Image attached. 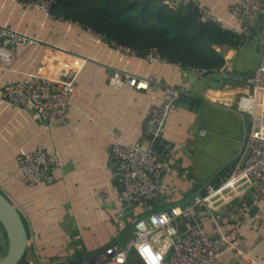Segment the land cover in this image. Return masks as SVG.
Wrapping results in <instances>:
<instances>
[{"label": "crops", "instance_id": "1", "mask_svg": "<svg viewBox=\"0 0 264 264\" xmlns=\"http://www.w3.org/2000/svg\"><path fill=\"white\" fill-rule=\"evenodd\" d=\"M154 1L177 6L181 0ZM185 1L201 2L229 24H238L228 10L235 0ZM0 23L32 37L26 43L8 46L13 59L8 65L0 60V93L7 82L33 73L53 77L69 71L76 74V90L64 126L44 128L32 108L16 107L0 98V190L23 216L27 252L33 264H76L107 244H122L132 235L133 221L146 206L136 204L133 212L118 215L124 204L119 199L120 181L109 150L118 140L147 142L142 127L145 114L151 103L166 100L167 85L185 88L163 130L171 146L164 157L161 179L170 193L148 206L191 202L210 180L217 183L230 170L234 162L230 160L244 143L245 125L248 129L250 124L247 112L241 111L243 118L230 107L238 109L239 96L253 91L244 77L260 60L264 4L258 25L246 43L216 44L225 64L214 72H227L226 76L214 72L203 75L117 51L110 41L79 22L49 16L44 10L14 0H0ZM116 70L146 79L149 87L110 85L108 77ZM38 144L51 149L61 165L52 183L27 185L19 177L17 155ZM212 200L211 206H194L191 216L180 220L181 227L199 220L213 236L236 229L249 259L227 249L221 261L264 264V204L255 190L242 185L227 198L215 196ZM7 247V235L0 224V256ZM127 264H143L135 250Z\"/></svg>", "mask_w": 264, "mask_h": 264}, {"label": "built area", "instance_id": "2", "mask_svg": "<svg viewBox=\"0 0 264 264\" xmlns=\"http://www.w3.org/2000/svg\"><path fill=\"white\" fill-rule=\"evenodd\" d=\"M25 7L44 10L54 16L50 9L55 0H14ZM187 1L181 0L185 4ZM203 22H212L223 29H230L242 36L246 43L258 25L259 11L264 0H235L228 6L231 16L238 19L237 25L229 24L222 16L201 2H192ZM67 20V19H66ZM89 29V28H88ZM91 30V29H89ZM93 33L105 38L102 34ZM32 37L8 24L0 23V60L10 64L13 53L8 46L26 43ZM106 39V38H105ZM117 51L141 56L148 61L171 63L182 69L197 71L203 75L205 68L171 61L157 49L141 52L131 46L111 42ZM73 71L53 77L33 73L23 79L7 82L0 98L16 107L32 108L44 128L64 126L68 122L67 112L76 90ZM110 85L120 87L124 83L138 89H147L149 83L130 72L113 71ZM244 83L253 89L243 92L237 108L250 115V124L243 143V150L232 163L230 170L217 183L209 182L204 190L193 195L191 202L173 204L159 208L148 205L168 195V187L162 182L165 167L164 157L171 143L165 140L163 130L175 101L185 92L183 85L164 87L166 100L149 105L143 122L147 142L118 140L110 146L112 167L120 181L119 199L124 204L119 216L134 211L136 204L146 206L132 224V235L124 243L112 242L76 264H127L135 250L143 264H225L221 255L234 249L244 259H249L241 247L236 229L211 235L202 221L196 220L185 228L180 220L188 219L196 205L211 206L212 199L219 200L235 193L240 186H251L264 204V44L261 60L244 77ZM19 177L27 185L52 183L61 159L44 144L17 155ZM122 222L119 221V225Z\"/></svg>", "mask_w": 264, "mask_h": 264}, {"label": "trees", "instance_id": "3", "mask_svg": "<svg viewBox=\"0 0 264 264\" xmlns=\"http://www.w3.org/2000/svg\"><path fill=\"white\" fill-rule=\"evenodd\" d=\"M50 11L110 42L141 52L155 48L171 61L205 68V75L225 64L216 44H243L240 34L201 21L192 2L174 6L154 0H55Z\"/></svg>", "mask_w": 264, "mask_h": 264}, {"label": "water", "instance_id": "4", "mask_svg": "<svg viewBox=\"0 0 264 264\" xmlns=\"http://www.w3.org/2000/svg\"><path fill=\"white\" fill-rule=\"evenodd\" d=\"M263 54V43H261V56ZM259 60V61H260ZM229 72V70H227ZM219 76H226L227 72H214ZM231 110L238 112L243 118V113L233 107H230ZM247 133V127L245 125L244 129V139ZM244 142V141H243ZM243 144L238 150L236 156L232 158L231 161H234L242 152ZM211 182V180L209 181ZM0 224L2 225L5 233L7 235L8 247L4 255L0 256V264H33L29 258L27 252L28 244V232L23 219L22 214L15 206V204L9 199V197L0 190ZM95 253V252H94ZM94 253L88 255H94ZM88 256L84 257L87 258ZM83 257L80 259L83 260Z\"/></svg>", "mask_w": 264, "mask_h": 264}, {"label": "rangeland", "instance_id": "5", "mask_svg": "<svg viewBox=\"0 0 264 264\" xmlns=\"http://www.w3.org/2000/svg\"><path fill=\"white\" fill-rule=\"evenodd\" d=\"M249 65H251V63L249 64ZM253 92V91H252ZM248 115V114H247Z\"/></svg>", "mask_w": 264, "mask_h": 264}]
</instances>
